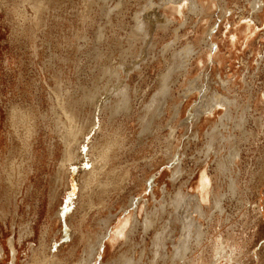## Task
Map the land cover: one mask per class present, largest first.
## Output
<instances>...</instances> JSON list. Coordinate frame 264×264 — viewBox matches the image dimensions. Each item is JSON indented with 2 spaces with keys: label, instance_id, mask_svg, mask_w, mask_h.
Returning a JSON list of instances; mask_svg holds the SVG:
<instances>
[{
  "label": "rangeland",
  "instance_id": "1",
  "mask_svg": "<svg viewBox=\"0 0 264 264\" xmlns=\"http://www.w3.org/2000/svg\"><path fill=\"white\" fill-rule=\"evenodd\" d=\"M252 1L0 0V264H264Z\"/></svg>",
  "mask_w": 264,
  "mask_h": 264
},
{
  "label": "bare ground",
  "instance_id": "2",
  "mask_svg": "<svg viewBox=\"0 0 264 264\" xmlns=\"http://www.w3.org/2000/svg\"><path fill=\"white\" fill-rule=\"evenodd\" d=\"M252 6H253V13H255L256 11H258V12H262V11H264V8H262L263 7V3H262V1L261 0H253L252 1V4H251ZM197 6H200V5H197ZM257 12V13H258ZM251 13V12H250ZM263 14V13H262ZM260 16H261V14H260ZM244 18V17H243ZM240 19V18H239ZM249 19V18H248ZM247 20V19H246ZM239 21V20H238ZM243 21H245V20H243ZM251 21V20H250ZM241 22V21H240ZM240 22H239V24H240ZM253 23V22H252ZM236 26L238 25V24H235ZM243 25V24H242ZM252 25V24H251ZM235 26V27H236ZM253 26V25H252ZM253 28V27H252ZM236 30V29H235ZM231 32H232V30H231ZM254 32V31H253ZM243 34V33H242ZM250 34H252V33H250ZM231 35V34H230ZM241 35V34H240ZM230 37V36H229ZM228 37V38H229ZM235 35H233L232 36V41H234L235 40ZM241 37V36H240ZM231 43V42H230ZM234 44H235V41H234ZM214 46V45H213ZM212 46V47H213ZM210 48H211V46H210ZM215 49V48H214ZM217 49V48H216ZM213 52H214V50H213ZM211 105V104H210ZM206 110H204L203 112H207L208 110H207V106H206V108H205ZM213 109H214V107H213ZM209 112V111H208ZM212 112V111H211ZM67 118V117H66ZM61 119V118H60ZM68 120V119H67ZM198 124V123H197ZM34 127V126H33ZM91 129V128H90ZM36 130V129H35ZM32 132V131H31ZM69 133H71V131L69 130H67V137H69V136H72L73 134H69ZM28 134V133H27ZM36 134H37V132H36ZM62 136V135H61ZM36 137V136H35ZM35 137H33V138H35ZM32 138V137H31ZM32 138V139H33ZM66 138V136L64 135V139ZM81 138V137H80ZM87 138V137H86ZM31 139V140H32ZM34 140V139H33ZM0 141H1V139H0ZM3 142V141H2ZM6 143V142H5ZM28 143H30V142H28ZM78 143H80V142H78ZM71 144V143H70ZM1 145H3L2 143H1ZM75 145V144H74ZM73 145V146H74ZM79 145H81V144H79ZM82 145H84V144H82ZM81 145V146H82ZM88 145V144H87ZM6 146V145H5ZM26 146V145H25ZM84 147V146H83ZM90 147V146H89ZM30 148V147H29ZM54 148V147H53ZM79 148V147H78ZM33 149V148H32ZM73 149H71V151H72ZM78 150V149H77ZM29 151V150H28ZM33 151V150H32ZM49 151V150H48ZM83 152V151H82ZM33 153H34V151H33ZM51 153H52V151H51ZM66 153H67V157H68V151L67 150H64V157H66ZM70 153V152H69ZM39 154V153H38ZM62 154V153H61ZM31 155H33V154H31ZM40 155V154H39ZM70 155V154H69ZM79 156V155H78ZM83 156V155H82ZM27 158V157H26ZM40 158V157H39ZM72 158H73V155H72ZM78 158V157H77ZM1 159V158H0ZM33 159V158H32ZM35 159H37V158H35ZM89 160V159H88ZM101 160V159H100ZM32 161V160H31ZM102 161V160H101ZM28 162V161H27ZM14 163V162H13ZM83 163V162H82ZM72 164V163H71ZM83 164H85V163H83ZM69 165V164H68ZM93 165V164H92ZM96 165H98V164H96ZM95 165V166H96ZM60 166V165H59ZM70 166V165H69ZM32 168V167H31ZM33 169V168H32ZM65 169V168H64ZM75 169V168H74ZM70 170V169H69ZM78 170V169H77ZM100 170H102V168L100 169ZM64 171V170H63ZM82 172V171H81ZM88 172V171H87ZM60 173V172H59ZM63 173V172H62ZM66 173H67V171H66ZM61 174V173H60ZM99 174V173H98ZM4 176H5V174H4ZM6 177V176H5ZM9 178H10V176H8ZM96 177V176H95ZM12 178V177H11ZM89 178V177H88ZM87 178V179H88ZM5 179H7V178H5ZM88 183V182H87ZM90 183V182H89ZM211 183V180H210V177L207 175V172L204 170V171H202L201 173H200V175H199V182H198V188L201 190V191H203V192H205V190L207 189V187H209V184ZM92 186V185H91ZM90 187V186H89ZM93 187H94V185H93ZM89 189V188H88ZM94 206V205H93ZM201 212V211H200ZM127 218H125L123 221H122V223L120 222L119 224H118V226L116 227V229H114V233H113V237H115V235H119V234H121L122 233V230L124 229L123 227H124V225L127 223ZM55 228V227H54ZM54 230V229H53ZM51 234V233H50ZM122 236V235H121ZM113 239V238H112ZM10 243V242H9ZM225 244H226V241L225 240H221L218 244H216V246H214L213 247V249H214V253H215V255H217L216 256V259L214 260V261H210V262H207V264H215L218 260H220L221 258H223L224 256H225V253H226V249H225ZM103 246V249L105 248V246L106 245H102ZM235 246V245H234ZM227 247H229V249H230V253L228 254V259H230L231 258V256H232V249H231V245H229V244H227ZM2 248V247H1ZM1 248H0V257L2 256V252H1ZM9 249H10V252H11V257H10V260H11V262H10V264H13V262H14V260H15V251H14V248L11 246V244L9 245ZM106 249V248H105ZM6 251V250H5ZM103 252V251H102ZM226 258V257H225ZM85 260V258H82V261H84ZM201 259H197L196 261H200ZM208 260V259H207ZM127 262H132L133 263V261H129V260H126Z\"/></svg>",
  "mask_w": 264,
  "mask_h": 264
}]
</instances>
